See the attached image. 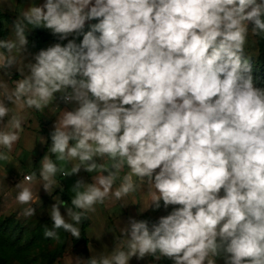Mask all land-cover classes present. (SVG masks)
Segmentation results:
<instances>
[{"label": "clouds", "instance_id": "obj_1", "mask_svg": "<svg viewBox=\"0 0 264 264\" xmlns=\"http://www.w3.org/2000/svg\"><path fill=\"white\" fill-rule=\"evenodd\" d=\"M14 5L0 0V11ZM41 28L60 42L32 54L29 34ZM8 30L0 39V160L19 141L25 110L56 116L38 171L14 187L17 204L27 205L20 214L36 215L29 182L37 177L55 201L44 233L53 240L58 229L80 239L97 205L126 207L141 188V213L178 206L155 221L129 217L111 251L90 248L73 264L148 256L264 264V87L245 55L249 36L264 38V0H31ZM81 170L95 175L76 180L65 207L53 197L63 191L56 176Z\"/></svg>", "mask_w": 264, "mask_h": 264}, {"label": "rangeland", "instance_id": "obj_2", "mask_svg": "<svg viewBox=\"0 0 264 264\" xmlns=\"http://www.w3.org/2000/svg\"><path fill=\"white\" fill-rule=\"evenodd\" d=\"M31 0H15L14 10L12 11H1L10 15L12 18L18 16L23 11L25 5L30 4ZM37 5L42 4L43 0H36ZM97 21H90L86 23L84 31L90 30L89 25L96 23ZM6 24V23H5ZM42 30L51 33L48 29H35ZM33 30V31H35ZM74 38V37H70ZM82 35L77 39V42L82 40ZM54 43L49 42H31L29 43V52L35 54L39 52L41 48H46ZM245 55L251 57L252 74L255 78L256 85L258 87H264V78H261L260 73L264 71V38L249 36L248 44L245 49ZM31 56L28 57L31 60ZM27 62V61H26ZM16 72L13 69V73ZM17 73V72H16ZM15 75V73H14ZM62 108H68L71 110L72 105L64 104L58 97L57 102ZM17 111H20L17 109ZM29 113L28 122L24 125V130L20 134V139L17 144L14 145L12 154L15 150V146L21 147L23 143V137L26 135L35 136L36 149L41 151L42 144L39 142L41 136L44 134L43 130H50L49 125L44 126L40 124V113L39 111L25 110ZM33 115V116H31ZM35 116V117H34ZM34 117V119H33ZM34 120H38V127H34ZM30 139V137H27ZM40 139V140H39ZM38 140V142H37ZM9 154V153H8ZM20 175H3L0 172V264H73L71 256L77 255L86 259L83 252V246H77L76 239L71 236L70 233L63 229L56 230L59 234V240H53L46 238L44 233L46 230L52 229L53 224L50 216L48 215V208L55 201L41 188V182L37 177L35 182H29L33 188L34 194L36 195V203L33 205L36 207V215L33 217L25 218L20 213L23 207L17 204L15 200V185L19 180L24 179L26 176L31 175L33 171V162L31 159L24 163H20ZM60 165H63L60 163ZM127 168H125V172ZM95 173H87L84 170L77 175L70 177H63L56 179L63 186V191L59 188L53 191V197L61 198L64 192L70 197V189L75 184L77 179L84 178L86 182H91L92 176ZM10 176V178H9ZM135 179V178H134ZM120 180H117L116 186H119ZM148 197L145 194L143 188L138 189L137 192L128 197L129 205L121 208V202L119 201H106L103 205L96 206V212L90 213V226L88 228L89 238V253L90 248L96 251H102L103 245L107 244L111 251L114 247L115 236L119 235V229L124 226L128 221L129 217H135L140 220L144 213L149 215V221H155L162 215H167L171 212L173 207L169 206L168 209H164L163 206L159 210L148 209L141 213L139 210L142 208L147 201ZM63 200V199H62ZM135 203V204H133ZM163 203V202H161ZM65 207H70L67 202H64ZM62 213H65V209L62 206ZM66 214V213H65ZM81 228V224H80ZM115 230L116 232H110L109 230ZM122 235V234H121ZM102 237V238H101ZM96 238H101L97 240ZM162 264H168L171 260L163 262ZM158 262L154 257L148 256L143 260H137L135 257L132 258L130 264H156ZM217 264H224L223 258H217Z\"/></svg>", "mask_w": 264, "mask_h": 264}, {"label": "crops", "instance_id": "obj_3", "mask_svg": "<svg viewBox=\"0 0 264 264\" xmlns=\"http://www.w3.org/2000/svg\"><path fill=\"white\" fill-rule=\"evenodd\" d=\"M5 28L8 30V23L5 24ZM8 38H10V32H9ZM14 73H15V75L19 76L18 73H16V72H14ZM19 78H20V76H19ZM19 78H17V79H19ZM14 110L17 111V109H14ZM39 113H40V115H39L40 116V119H39L40 120V124L43 125V126L45 124L49 125V129L50 130H48V131L51 132L53 123L56 120V116L52 115L47 110H46L45 113H42V112H39ZM31 116H33V115H31ZM34 117H33V119H34ZM38 125H39L38 124V120H36V121L34 120L33 126L36 128V127H38ZM27 137H30V139H27ZM34 138H35V136H32L30 134L24 136L23 137V143H22L21 147L17 146V148H16V146H15L14 152L12 154H10V153L8 154V157H9L8 160H0V172L3 175H20V170H19L20 165H21L20 163H24L26 161H29L30 159H31V162H33V165H32L33 166V171L34 172L38 171L39 161L47 153L48 148H46L47 147V142H46L45 144L41 143L42 144V150L41 151L37 150L36 149L37 145H36V141L34 140ZM44 138L46 140H48V137L45 134H43L41 136V140L44 139ZM37 142H38V140H37ZM60 163L61 162H58L59 166H63V167H66V168H70L71 167V164L60 165ZM57 175H60V174L58 173ZM9 178H10V176H9ZM21 180H23V179H21ZM21 180H19L18 182H20Z\"/></svg>", "mask_w": 264, "mask_h": 264}, {"label": "trees", "instance_id": "obj_4", "mask_svg": "<svg viewBox=\"0 0 264 264\" xmlns=\"http://www.w3.org/2000/svg\"><path fill=\"white\" fill-rule=\"evenodd\" d=\"M13 18L6 14V13H2L0 11V39H7L8 38V35H9V31L5 28V23H8V21L12 20ZM29 43L31 42H45V43H49V42H52V43H57V42H60L58 41L57 37H55L52 33H49V32H45V31H42V30H35V31H32L30 34H29ZM63 43H67V41H64ZM263 61H264V56H263ZM264 63V62H262ZM261 75V78H264V71L260 73ZM19 78L18 75H14L13 76V79H17ZM44 134L48 137V140H47V147H50V143H51V140H50V132L48 130H43ZM53 160L55 161V157L53 156L52 157ZM58 164V162H57ZM59 166V164H58ZM59 178L58 179H61V176L59 175L58 176ZM62 199L64 202H67L70 207H72L71 205V197L66 193L64 192L63 195H62ZM148 217L149 215L147 213H144L142 215V217L140 219H147L148 220ZM90 226V218L88 216L87 219H84L81 223V234H82V237L80 239H78L76 241V244L77 246H80L82 245L83 246V252L85 254V257L86 259L90 258V253H89V248H88V245H89V238H88V228ZM163 262H166L168 261L167 258H163L162 259ZM156 264H162L160 261L156 262ZM168 264H172V261L168 262Z\"/></svg>", "mask_w": 264, "mask_h": 264}]
</instances>
